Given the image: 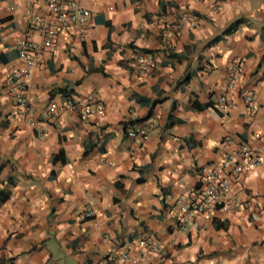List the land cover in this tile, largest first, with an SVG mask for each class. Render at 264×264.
Returning <instances> with one entry per match:
<instances>
[{
  "label": "crops",
  "instance_id": "1",
  "mask_svg": "<svg viewBox=\"0 0 264 264\" xmlns=\"http://www.w3.org/2000/svg\"><path fill=\"white\" fill-rule=\"evenodd\" d=\"M78 1L89 12L81 37L60 33L33 54L29 114L7 77L22 65L16 43L41 45L29 21L46 17L44 4L0 0V264H107L114 249L137 256L143 237L159 256L138 264H264V0ZM139 54L152 57L145 72ZM88 94L100 111L41 116ZM147 120L143 137L126 136ZM241 145L261 159L225 193L230 208L180 212L198 169Z\"/></svg>",
  "mask_w": 264,
  "mask_h": 264
},
{
  "label": "built area",
  "instance_id": "2",
  "mask_svg": "<svg viewBox=\"0 0 264 264\" xmlns=\"http://www.w3.org/2000/svg\"><path fill=\"white\" fill-rule=\"evenodd\" d=\"M44 4L46 17L35 16L30 19V24L34 26V30L41 37V45L29 40L21 39L15 44L17 56L21 60L22 65L12 70L7 82L11 91H18L16 103L18 108L23 107L25 112L31 113V107L25 105V99L22 96L25 88V78L33 64V54L39 47H49L53 39L60 33L74 31L78 37L82 35V28L89 16L88 10L78 0H41ZM189 20V16L185 17ZM137 69L140 72L149 70L152 65V57L150 54H139L135 57ZM236 64L229 65V72L236 71ZM236 77L229 76L223 88V94L219 95L215 102V109L224 111L230 105V98L227 97L226 90H230ZM247 104L253 106V100L249 95L245 98ZM41 111L43 118L49 117L52 111L60 112L64 110L79 112L82 116H87L98 112L102 109L97 99L88 94L85 97H64L60 104L50 103ZM151 127L148 120L144 123L136 124L128 129L126 136L130 139L143 137ZM259 153L247 145H241L237 150H228L224 152L219 160L210 166H201L197 171L200 186L197 190H193V197L186 202L179 203L180 212L189 214H205L216 209L226 211L233 203L232 198L225 194L229 191L230 186L237 180L238 176L243 172L254 168L260 163ZM93 214L91 209L86 210L85 217ZM179 226L183 224V214L177 217ZM140 248L138 255H131L128 248L114 249L108 252L105 257L107 264H138L140 262L154 261L159 256V247L155 240L151 237H143L140 240Z\"/></svg>",
  "mask_w": 264,
  "mask_h": 264
},
{
  "label": "trees",
  "instance_id": "3",
  "mask_svg": "<svg viewBox=\"0 0 264 264\" xmlns=\"http://www.w3.org/2000/svg\"><path fill=\"white\" fill-rule=\"evenodd\" d=\"M239 21L235 20L232 23H230L223 31L220 35L216 36L215 39H218L219 37H221L222 35H226L228 34L231 30H233V28L235 27V25H237ZM146 51H150V50H146ZM59 92L62 93L63 96H67L68 94L66 93V91H64L63 89L59 88L58 90ZM54 158V157H53ZM7 197V191L3 192V190L0 189V203L3 202L5 200V198Z\"/></svg>",
  "mask_w": 264,
  "mask_h": 264
}]
</instances>
